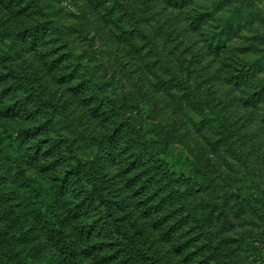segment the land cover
<instances>
[{
    "label": "rangeland",
    "instance_id": "1",
    "mask_svg": "<svg viewBox=\"0 0 264 264\" xmlns=\"http://www.w3.org/2000/svg\"><path fill=\"white\" fill-rule=\"evenodd\" d=\"M245 1L0 0V264H264Z\"/></svg>",
    "mask_w": 264,
    "mask_h": 264
},
{
    "label": "trees",
    "instance_id": "2",
    "mask_svg": "<svg viewBox=\"0 0 264 264\" xmlns=\"http://www.w3.org/2000/svg\"><path fill=\"white\" fill-rule=\"evenodd\" d=\"M242 5L243 6H247V2L245 1V0H241V3H240V6L242 7ZM220 29H221V31L222 32H224L225 30H224V25L222 24V26L220 27ZM226 34H227V32H225ZM46 220H47V222H48V224L49 225H51L52 224V217H51V215H47V217H46Z\"/></svg>",
    "mask_w": 264,
    "mask_h": 264
}]
</instances>
